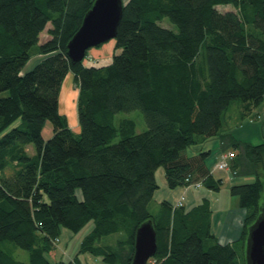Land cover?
<instances>
[{"label": "trees", "instance_id": "1", "mask_svg": "<svg viewBox=\"0 0 264 264\" xmlns=\"http://www.w3.org/2000/svg\"><path fill=\"white\" fill-rule=\"evenodd\" d=\"M94 1L0 0V264H54L48 256L62 228L79 232L93 220L81 252L105 264H131L147 220L157 231L152 264H247L249 228L264 215V143L236 139L226 125L256 119L264 102V0H129L111 63L73 64L67 45ZM165 17L176 30L160 24ZM45 30L40 59L27 69ZM69 74L79 90L77 134L60 112ZM134 110L145 131L129 118L115 124L116 114ZM215 136L229 141L234 174L245 162L237 176L255 177L231 186L245 217L229 243L212 231L207 197L189 210L169 201L157 215L149 210L159 167L170 188L222 189L206 162L211 150L186 154ZM117 234L121 250L103 243ZM6 244L28 251L29 261Z\"/></svg>", "mask_w": 264, "mask_h": 264}, {"label": "rangeland", "instance_id": "2", "mask_svg": "<svg viewBox=\"0 0 264 264\" xmlns=\"http://www.w3.org/2000/svg\"><path fill=\"white\" fill-rule=\"evenodd\" d=\"M127 1V0H126ZM232 5H222L219 6L221 11H226L231 9ZM160 24L163 27L172 28L176 30V25L173 24L169 18L165 17ZM50 27V25H48ZM49 38L47 31L45 30L41 34L39 44L35 45L31 51V60L27 64V69L32 68L36 63L37 59L40 58L37 53L38 46L41 43H44ZM99 50L104 51V53L100 56ZM116 52V42L115 40H111L108 43H105L102 46L92 48L88 51L86 59L84 63L86 66H96L98 67L101 64L102 60L106 59L107 62H111L114 53ZM105 54V55H104ZM100 56V57H99ZM106 63V62H105ZM79 90L74 81L73 75L69 74L64 86H63V94L61 97V113L66 115L68 118L69 125L71 124L72 128L77 134L78 128V115H77V100H78ZM6 95L5 93L0 94L1 96ZM239 103V102H238ZM264 103V102H263ZM263 103L258 107L261 111L263 107ZM238 107L237 104H234L233 109L230 111V115L232 116V120H235V109ZM129 118L133 119L137 123V132L145 131L148 126L144 120V116L142 111L134 110L131 112H120L115 116V124L118 126L122 119ZM251 118L245 119L242 124H234L233 121L229 122L226 125L227 131L232 133L237 139H244L246 142H251L253 144L264 143V119H255L253 121ZM77 128H75L73 125ZM51 133V128L48 126L44 134L46 137H49ZM119 139V138H118ZM117 139V141H118ZM222 137L215 136L213 138L207 139L206 141L192 145L187 148L186 154L188 156H194L202 151L211 150L210 156L207 158V165L214 173L217 179H223L222 189L220 191H213L206 186H204L201 182L200 184H192L191 186H179L177 188H170L167 184V180L165 177V169L164 167H159L156 171V180L159 188L156 190L154 194V198L149 205V210L154 215H157L160 212L161 204L164 201H169L173 205L178 206L180 201H183L185 207L189 210L195 205L199 204L202 201L203 197H207L212 202L213 208V216H212V231L220 235L223 225H225L227 218L229 217L227 214H234L235 210L232 208L234 205V200L237 199L231 195L230 189L231 186L235 183H249L255 180V177L252 175L245 176H235V172L231 169V160L232 156H228L224 158V155L228 152H225L222 155ZM28 153L30 155H34L36 153L35 146L30 144L28 146ZM233 153V152H232ZM234 154V153H233ZM226 160L229 165L228 168L224 167L223 169L217 167L222 160ZM176 201V202H175ZM229 212V213H228ZM245 217V216H244ZM244 217L242 221L244 222ZM95 226V222L90 221L86 226H84L79 232L71 231L68 228L63 227L61 231V235L59 238V242H57L56 249L49 254V259L52 263H57L59 261H72L76 257L86 264H105L102 260L101 256H95L90 252H81V245L84 238L93 230ZM243 226V225H242ZM119 236L114 235L108 238L103 239V243L107 245L114 246L116 249L121 250V246L119 243ZM7 249H9L13 255L21 261L28 262L29 261V253L28 251L21 249L19 247H13L11 244L5 245ZM122 253L126 257L127 251L126 248H122ZM154 261V260H153ZM148 264H152V260L150 259Z\"/></svg>", "mask_w": 264, "mask_h": 264}, {"label": "water", "instance_id": "3", "mask_svg": "<svg viewBox=\"0 0 264 264\" xmlns=\"http://www.w3.org/2000/svg\"><path fill=\"white\" fill-rule=\"evenodd\" d=\"M129 0H95L83 22L67 45L73 64L84 62L87 52L115 40ZM157 231L152 220L142 223L135 237L131 264H148L157 252ZM247 264H264V215L249 228L246 244Z\"/></svg>", "mask_w": 264, "mask_h": 264}, {"label": "crops", "instance_id": "4", "mask_svg": "<svg viewBox=\"0 0 264 264\" xmlns=\"http://www.w3.org/2000/svg\"><path fill=\"white\" fill-rule=\"evenodd\" d=\"M113 41V40H112ZM102 52V53H101ZM101 53V54H100ZM104 53V51H102V50H99V54H100V56L102 55ZM105 55V54H104ZM99 56V57H100ZM40 59V58H39ZM39 59H37V62H38V60ZM106 62V63H105ZM111 62L109 61V62H107V60L106 59H104V60H102V62H101V64H99V66L98 67H100V66H105V65H108V64H110ZM67 79V78H66ZM66 81V80H65ZM65 83V82H64ZM63 86H64V84H63ZM63 86H62V90H61V95H60V109H61V97H62V94H63ZM263 105V107L262 108H260V109H262L261 111L259 110V108H256L255 110H254V113H256L257 114V118L256 119H264V103L262 104ZM259 107V106H258ZM61 112V111H60ZM251 121H253V120H255V119H250ZM77 124H78V128L79 129H77L73 124V126L77 129V133H79L80 132V127H79V122H77ZM70 127L72 128V126H71V124H70ZM72 130L74 131V129L72 128ZM75 132V131H74ZM234 136V135H233ZM235 137V136H234ZM236 138V137H235ZM237 139V138H236ZM239 140H241V141H244V139H239ZM246 142V141H245ZM229 141L228 140H222V146H221V148H222V155L225 153V152H228V151H232V148L231 147H229ZM239 152V151H238ZM238 152H236V153H238ZM240 162H242L241 160H239ZM242 166L239 168L240 170V172H239V174L241 173V172H244V171H246V167H247V165H246V163L245 162H242V164H241ZM239 174H237V175H239ZM213 175H214V173H213ZM237 175H235V176H237ZM242 175V174H241ZM215 176V175H214ZM176 202V201H175ZM172 204V203H171ZM177 204V203H176ZM175 204V205H176ZM184 206H186V205H184ZM234 210H235V213L234 214H227L229 217L227 218V221H226V223H225V225H223V228H222V230H221V233H220V235H217L218 237H219V240L221 241V243H229V242H233L234 240H236L239 236H240V234H241V231H242V225H243V221H242V218L245 216V211L243 210V209H241L240 207H239V205H238V201L236 200H234V205H233V207H232ZM229 213V212H228Z\"/></svg>", "mask_w": 264, "mask_h": 264}, {"label": "built area", "instance_id": "5", "mask_svg": "<svg viewBox=\"0 0 264 264\" xmlns=\"http://www.w3.org/2000/svg\"><path fill=\"white\" fill-rule=\"evenodd\" d=\"M228 156H232V158H233L234 154L232 153V151L230 153L228 152L227 154H225L224 155V158H226ZM224 158H223L222 162H220V164L217 167H219L221 169H223L224 167H227L228 168L229 165L227 164L226 160H224ZM195 184H198L199 185L200 183L198 182V183H195ZM182 205H183V201H180L178 203V206H182Z\"/></svg>", "mask_w": 264, "mask_h": 264}]
</instances>
